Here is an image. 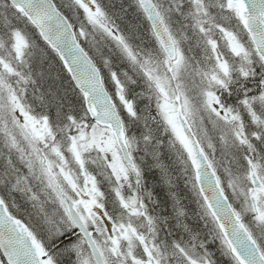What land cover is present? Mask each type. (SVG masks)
Wrapping results in <instances>:
<instances>
[{
	"label": "snow or ice",
	"instance_id": "obj_1",
	"mask_svg": "<svg viewBox=\"0 0 264 264\" xmlns=\"http://www.w3.org/2000/svg\"><path fill=\"white\" fill-rule=\"evenodd\" d=\"M0 264H264V0H0Z\"/></svg>",
	"mask_w": 264,
	"mask_h": 264
}]
</instances>
